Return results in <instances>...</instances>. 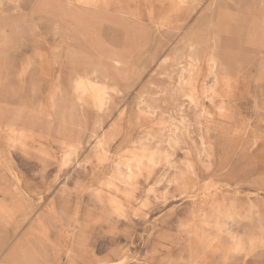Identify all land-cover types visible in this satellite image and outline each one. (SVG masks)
I'll return each mask as SVG.
<instances>
[{
    "label": "rangeland",
    "instance_id": "rangeland-1",
    "mask_svg": "<svg viewBox=\"0 0 264 264\" xmlns=\"http://www.w3.org/2000/svg\"><path fill=\"white\" fill-rule=\"evenodd\" d=\"M83 263L264 264V0H0V264Z\"/></svg>",
    "mask_w": 264,
    "mask_h": 264
},
{
    "label": "bare ground",
    "instance_id": "bare-ground-1",
    "mask_svg": "<svg viewBox=\"0 0 264 264\" xmlns=\"http://www.w3.org/2000/svg\"><path fill=\"white\" fill-rule=\"evenodd\" d=\"M190 17V16H189ZM59 28V27H58ZM87 44V43H86ZM215 54V53H214ZM214 54H210V61H211V64H213V65H216L217 64V58H216V56L214 55ZM129 70V69H128ZM123 71V70H122ZM131 71V70H130ZM108 75V74H107ZM110 77V76H109ZM108 77V78H109ZM118 77H119V75H118ZM103 78V77H102ZM120 78H122V77H120ZM110 79V78H109ZM114 80H112V82H113ZM183 80H180L179 81V85H177V87L176 88H174V89H172L173 90V93H172V95L173 94H175V93H177V94H179V95H182V84H183V82H182ZM191 84V83H190ZM86 86H87V84H86ZM112 87H114V85L112 86ZM117 87V86H116ZM187 97H189V101L190 102H194V103H196L197 102V100H196V98L194 97V95H192V94H189V95H187ZM98 99V98H97ZM219 99V98H218ZM103 102V101H102ZM125 112H126V110H125ZM126 114V113H125ZM97 120V119H96ZM100 123V122H99ZM102 123V122H101ZM74 124V123H73ZM99 126H100V124H99ZM92 136L93 137H95L96 136V138H98V135H97V133L96 132H93L92 133ZM91 137V136H90ZM107 139V138H106ZM89 141V140H88ZM103 142H105V138L103 137L100 141H99V143L101 144V143H103ZM129 151V150H128ZM131 151V150H130ZM80 159V158H79ZM130 171V170H129ZM109 185H111V183H109ZM56 188V187H55ZM87 190V189H86ZM38 194H40V193H38ZM133 200V199H132ZM110 202V201H109ZM125 209V208H124ZM67 256V255H66ZM86 256V255H85ZM68 259V258H67ZM84 264V263H83Z\"/></svg>",
    "mask_w": 264,
    "mask_h": 264
}]
</instances>
